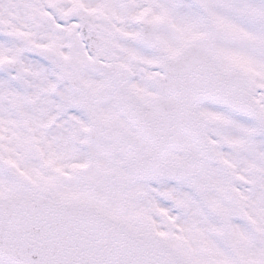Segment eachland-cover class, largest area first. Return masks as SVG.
Returning <instances> with one entry per match:
<instances>
[{
	"label": "snow or ice",
	"instance_id": "obj_1",
	"mask_svg": "<svg viewBox=\"0 0 264 264\" xmlns=\"http://www.w3.org/2000/svg\"><path fill=\"white\" fill-rule=\"evenodd\" d=\"M0 264H264V0H0Z\"/></svg>",
	"mask_w": 264,
	"mask_h": 264
}]
</instances>
